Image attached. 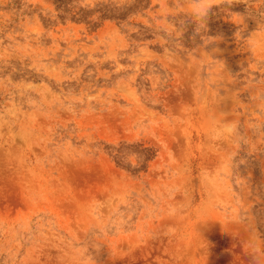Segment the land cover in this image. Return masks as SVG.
<instances>
[{
	"label": "rangeland",
	"instance_id": "374dc122",
	"mask_svg": "<svg viewBox=\"0 0 264 264\" xmlns=\"http://www.w3.org/2000/svg\"><path fill=\"white\" fill-rule=\"evenodd\" d=\"M0 264H264V0H0Z\"/></svg>",
	"mask_w": 264,
	"mask_h": 264
},
{
	"label": "clouds",
	"instance_id": "9594fccd",
	"mask_svg": "<svg viewBox=\"0 0 264 264\" xmlns=\"http://www.w3.org/2000/svg\"><path fill=\"white\" fill-rule=\"evenodd\" d=\"M206 6V5H205Z\"/></svg>",
	"mask_w": 264,
	"mask_h": 264
}]
</instances>
